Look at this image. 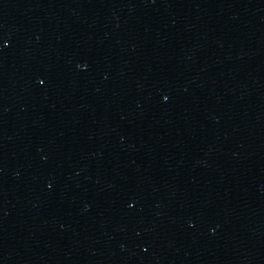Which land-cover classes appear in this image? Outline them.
<instances>
[{
	"label": "water",
	"instance_id": "1",
	"mask_svg": "<svg viewBox=\"0 0 264 264\" xmlns=\"http://www.w3.org/2000/svg\"><path fill=\"white\" fill-rule=\"evenodd\" d=\"M0 264H264V0H0Z\"/></svg>",
	"mask_w": 264,
	"mask_h": 264
},
{
	"label": "snow or ice",
	"instance_id": "2",
	"mask_svg": "<svg viewBox=\"0 0 264 264\" xmlns=\"http://www.w3.org/2000/svg\"><path fill=\"white\" fill-rule=\"evenodd\" d=\"M41 83H43V81H41Z\"/></svg>",
	"mask_w": 264,
	"mask_h": 264
}]
</instances>
